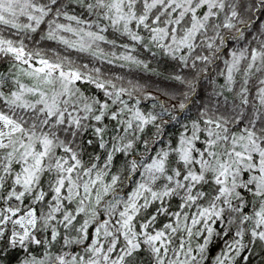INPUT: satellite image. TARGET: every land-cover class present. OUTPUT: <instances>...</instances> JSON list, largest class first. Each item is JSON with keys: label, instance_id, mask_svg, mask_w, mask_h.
<instances>
[{"label": "clouds", "instance_id": "clouds-1", "mask_svg": "<svg viewBox=\"0 0 264 264\" xmlns=\"http://www.w3.org/2000/svg\"><path fill=\"white\" fill-rule=\"evenodd\" d=\"M32 2L43 5L44 11L37 13L42 18L28 19L25 12L29 9H25L13 18L16 26L0 21V39L22 44L32 53V59L39 54L61 63L65 69L75 68L81 78L71 83L68 93L61 92L57 97L59 108L54 109V114L65 113V118L57 121L46 109L42 111L44 105L40 96L26 90L29 84L39 85L51 95L52 85L40 84L29 77L21 61L0 50V111L22 125L20 130L9 133L0 124L4 132L0 145V264H31L33 260L39 264L41 258L45 264H59L55 259L56 249L67 256L73 245L78 246L77 254L88 253L83 222L91 216V226L102 214L111 232L105 235L102 229L98 241H103L105 251L112 247L111 261L122 248H127L120 235L122 225L117 221L123 219L122 208L132 201L135 203L128 209L133 213L131 227H126L125 231L131 235L137 224H143L144 228L136 230L134 239L142 247L134 249L130 264L177 261L175 251L181 237L183 248L179 259L186 264H215L214 257L224 247H229L230 241L237 249L232 251L230 264H264V240L249 233V229L255 227L251 211L247 226L242 227L237 218L243 213L244 203L253 209L257 199L264 200V197H257L248 188L252 181L244 173L251 175L252 170L245 167V163H237L229 151L233 147V132L239 139L242 131L251 128L257 140H264V93L258 91L264 88V58L252 62L248 56L251 46L264 50V0H211L209 12L214 15L201 14L200 20L195 22L189 9L205 7L201 0H179V8L178 0H119L118 11L123 18L116 23L113 22L117 11L112 7L113 0H27L29 4ZM65 11L79 19L65 17ZM177 12L180 15H174ZM4 15L10 16L7 11ZM141 15L145 17L143 21L138 19ZM29 24L32 26L25 27ZM61 24L70 25L73 30L58 27ZM81 29L101 35L85 36ZM80 36L89 41L87 48L79 46ZM225 49L235 55H225ZM20 80H24L26 86L23 99L11 92L15 88L20 94ZM53 80L59 88L58 75L54 74ZM86 104L91 107H85ZM136 108L149 119L143 123L132 119L129 125ZM111 111L117 112L116 118L111 117ZM97 112L108 119H92ZM69 115L72 120L68 119ZM205 115L211 116L213 124H200L199 129L210 128L211 138L215 140L214 145L205 146L213 152L207 157V164H203L205 157L197 152L196 144V121ZM77 116L79 123L74 122ZM216 120L220 121L219 127L215 126ZM96 127L101 129L100 133H96ZM44 136L50 137V142L40 146ZM181 138L191 139L195 155L181 158L173 145L174 140L183 144ZM204 138L199 137L201 142ZM237 146L247 151L252 148L247 137ZM69 147L76 153L75 160ZM42 150L45 155L36 175L30 185L21 189L27 200H13L8 191L9 187L16 190L12 177L21 172L26 163L33 166V156ZM152 155L164 161L162 167H143ZM217 156L231 164L228 184L232 192L227 195L226 203L212 191L215 183H210ZM197 160L203 164L204 173L199 180L181 174L194 170ZM69 166H72L71 173L67 171ZM85 168L91 174L102 175L103 179L93 186L92 199L84 201L91 211L77 213L75 208L85 192L75 195L76 184L88 179ZM60 175L66 180L69 175L72 177V198L61 195L62 202L57 206L59 194L53 192V187ZM106 184L108 190L104 191ZM49 192H53V196L43 199ZM97 192L101 193L98 200ZM189 194L196 199H189ZM181 201L182 208L178 206ZM213 204L215 208L207 219L200 216V207L208 208ZM5 205L31 206L39 210L36 223L28 225L29 233L23 239L12 235L21 232L22 227L6 212ZM54 207L56 212L52 211ZM66 210L70 211L64 218ZM217 210L220 216L215 215ZM177 211L180 223L176 220ZM191 213L200 216L194 223ZM5 214L7 221L3 220ZM77 216L79 221L74 220ZM169 219L175 231L167 223ZM185 220L191 224V234L184 225ZM157 227L167 232L165 243L160 246L161 249L166 247L167 252H154L153 242L144 240L146 230L155 231ZM53 228L57 232L56 239L48 236ZM34 235L36 240H33ZM113 239L119 247L112 246ZM200 244L205 246L198 248ZM99 259L100 264H105L102 254Z\"/></svg>", "mask_w": 264, "mask_h": 264}, {"label": "snow or ice", "instance_id": "snow-or-ice-1", "mask_svg": "<svg viewBox=\"0 0 264 264\" xmlns=\"http://www.w3.org/2000/svg\"><path fill=\"white\" fill-rule=\"evenodd\" d=\"M203 4H205V7H192L189 9L190 15L192 17V20L199 21L201 14L204 17H208L210 14L214 15V13H210L209 9L212 7L211 0H201ZM112 7L114 9H117L115 14L113 15V22L116 23L120 19L123 18L122 13L118 11L119 9V0H113ZM177 8H179V0L177 2ZM25 9H29L25 12V15L28 19L32 20H40L42 17L37 15L39 12L44 11L43 5H37L36 3H27V0H0V21H8L13 24V26H16V22L13 19L18 13L24 12ZM7 11L10 16L6 17L4 15V12ZM63 15L65 17H68L69 19H79V17H74L70 15L68 11L63 12ZM174 15H180L179 12L174 13ZM140 21H143L145 17L143 15L139 16L138 18ZM153 20L156 19L155 16L152 17ZM203 23V21H200ZM225 24H227V20H225ZM32 25H25V27H31ZM195 26V25H194ZM58 27L61 28H69L71 29L70 25H58ZM155 30V29H154ZM80 31L84 32L85 36H95L99 37L100 33H91L87 29H81ZM172 31H175V28H172ZM136 38V37H134ZM78 44L82 48H87L89 41H86L84 36H80L78 39ZM73 46H76L73 44ZM0 50L7 52L8 54L12 55L17 61L22 62V69L26 72V74L29 77H34L36 80L40 81V84L43 85H52L51 87V95H49V91H46L45 88L40 87L39 85H33L29 84L27 86V91H30L32 93H36L40 96L41 102L44 105L43 110H47V114L52 117L53 119H56L57 121L62 120L65 118V113L63 111H59L58 113L54 114V109L59 108V103L57 97L60 95L61 92L68 93L70 85L73 81H78L80 77V73L75 68H68L65 69L61 63L57 61L50 60L47 56L37 55L35 59H32V53L28 52L22 44H16L11 39H0ZM167 50V49H166ZM225 55H235L234 52H232L230 49H225ZM28 57L25 59V57ZM248 56L250 57L252 62H255L258 58H264V50H260L255 46H251L248 49ZM58 75L60 79V87L57 88L56 82L53 80V75ZM102 86V85H101ZM19 89L21 90L20 94L17 93V89L13 88L11 89V92L14 96L19 95V98L23 99L22 93L25 90V82L24 80H20ZM119 91V90H117ZM260 93H264V88L258 89ZM85 107H91L90 105L86 104ZM87 115V113H85ZM111 117L114 119L117 117L116 111H111L110 113ZM101 118L108 119L107 116H104L103 113L97 112L95 115H93L92 119L99 121ZM69 120H72L73 118L71 115L68 116ZM135 119L141 123L147 121L149 119L148 115H146L143 111H141L140 108H136L134 110V113L131 115L128 123L131 124V120ZM80 117L77 116L75 118V123H79ZM215 126L219 127L220 121L216 120ZM0 124H3L4 129H7L9 133H14L17 130H20L22 128V125L16 121L12 116L8 115L4 111H0ZM197 124V132H198V138L196 140L197 144V152H202L205 159L203 161V164L209 163L207 160L208 156H211L213 154L211 149H206V145H214L215 140L212 139V132L210 128L205 129L204 131H200L199 125L200 124H208L212 125L213 121L211 116L205 115L203 117L198 118L196 121ZM96 133H100L101 129L99 127L95 128ZM207 133V135H205ZM3 129H0V145L3 144ZM199 137H205L204 140L201 142ZM245 137H247L248 144L252 145L251 151L242 150L237 145L240 144V141L244 140ZM50 137L44 136L41 137V145H46L50 142ZM184 140V143L181 144L180 140H174L173 145L178 153H180V156L182 159H187L191 155H195L196 153L193 152L191 144V139L181 138ZM233 147L229 149L231 154L236 158L237 163H245V167L250 168L251 175L249 172H245L244 175L246 178L250 179L252 182L248 185V188L252 189L253 192L257 197H264V140H257L256 133L253 129L249 128L246 131H242L240 133L239 139L236 138V133L233 132V140H232ZM247 148V145L244 146ZM68 151L71 152L73 160L76 159V153L72 152L71 148H68ZM27 155H32L31 153H28ZM45 155V152L39 151L33 156L32 165L29 166V164H25L23 166V169L21 172L15 174L12 177L13 183L16 185V190L13 191L10 187L8 188V191L10 192V195L13 200H18L23 198L25 201L27 200V197L24 196L23 191L21 190L23 186L30 185L33 177L36 175L37 169L39 168L41 164V160L43 156ZM67 158V157H65ZM250 162V163H246ZM164 161L162 159H159L157 156L152 155L148 161H146L143 165L144 168L152 169L153 167L160 168L162 167ZM196 168L191 171H184L181 174L184 176H191L193 179L199 180L204 173L202 172L203 164L197 160L196 162ZM133 167H135V163L133 162ZM63 172V168L61 169ZM67 171L69 173L72 172V166H69ZM231 171V164L226 161L223 157H216V169L215 174L212 175V179L210 183L214 182L215 187L212 188V191L215 193L217 197H223L224 202H227V195H230L232 192V187L228 184V179L230 176ZM85 173H89L88 179L84 180L82 182H78L76 184V191L75 195L79 196L81 191L85 192L84 196L80 197L79 204L75 208V212L82 213L86 210L91 211V209L84 203V201L91 200L92 199V193H93V186L97 184L98 181L103 179V176L100 174H91L89 172L88 168L84 169ZM171 179V176L168 177ZM115 177H113V180ZM59 182L56 183L53 187V192L56 194H59L56 196V204L57 206L62 202L60 200L61 195L67 194V197L69 199L72 198V192L70 188V182L72 180V177L69 175L68 179L66 180L63 175H60L58 177ZM232 183L235 184V179L232 177ZM142 187H147V185H141ZM107 184L105 185L104 191H107ZM241 191H245V194H247L245 189H242ZM53 192H49L48 196L43 197V199L47 200L50 197L53 196ZM154 194V193H153ZM101 193H96V199L98 200ZM131 195V193H129ZM39 198V197H38ZM189 199L195 200L196 196L189 194ZM135 201H132L129 205L122 208L120 215L123 217V219L117 221V223L121 224V231L120 235L125 239L127 248L121 249L119 254L115 257V259L110 261L109 258V252L112 251V247H109L107 251L104 250L103 247V241H98V235L100 234L101 230L103 229V232L105 235H109L111 230L108 227V221L105 219L104 215H101V218L98 222L92 223L91 226H89V223L92 219V217H87L84 220V228L86 229V235L88 237V240L85 242L87 246L88 253H80L77 254V247L76 245L72 246V251L66 256L64 254H60L59 249H56V245L53 244V249H56L57 255L55 259L59 262V264H100L99 255L102 254L103 259L105 261V264H130L131 262V256L134 253V249L142 247V245L139 243L138 240L134 239V236L136 235V230L143 229V224H137L135 226V229H133L132 234L129 235L126 231V227H131L130 221L133 217V213L128 211L129 208H131L134 205ZM178 206L182 208L183 202H178ZM6 209V212H10L13 216V220L18 223L22 227L21 232L13 233L12 235H19L21 239H23L24 236H27L29 233V224H35L36 223V215L38 213V209L35 207H23V208H16L11 207L8 205L4 206ZM243 213L239 215L237 218L240 221L242 227L247 226L250 222L249 212L251 211L252 217H254V220L252 221L255 224V227H252L249 229V233L252 237L258 239V240H264V200L257 199L256 205L253 209L249 208L248 203L243 204ZM215 208V204H213L211 207L204 208L200 207V216H203L205 219H207V215L211 214ZM53 212H56V208L54 207L52 209ZM70 210H66L64 213V218H67L69 215ZM59 214L58 212L56 213ZM94 215V214H93ZM189 213H185V216H188ZM215 215L220 216L221 212L219 210L215 211ZM200 216H197L196 213H191L192 220L191 222H196ZM3 220L7 221L8 216L5 214L3 216ZM75 221H79L80 217L77 216L74 218ZM176 220L177 223H180V213L179 211L176 212ZM169 226L171 227L172 231L176 230L175 226L171 225V221H167ZM184 225L187 227V231L189 234H191V224L188 221H184ZM147 234L144 236V240L152 241V250L154 252H159L163 250L164 252H167V248L161 249V245L165 243L164 237L167 235V232H165L164 228L157 227L155 231L146 230ZM208 231L211 233L212 226H208ZM247 235V234H245ZM48 236L56 239L57 238V232L55 228L50 229L48 232ZM36 235L33 236V240H36ZM205 241L209 239V237H204ZM98 245V246H97ZM112 246L113 247H119L117 241L115 239L112 240ZM205 245L200 244L197 247L203 248ZM183 248V237L180 238V243L178 248L175 251V256L178 258L177 261L169 260L168 264H186L185 260L179 259L180 257V249ZM235 243L229 242V247H224L222 249V252L217 254L214 257L215 264H230L232 260V251H236ZM191 249H188V252H191ZM241 256H243V253H240ZM163 257H161V261H163ZM28 264V262H26ZM31 264H37L36 260H33ZM39 264H45V261L43 258L40 259Z\"/></svg>", "mask_w": 264, "mask_h": 264}]
</instances>
